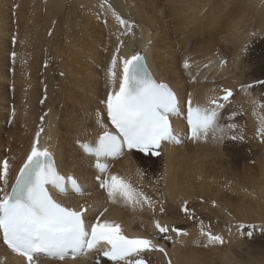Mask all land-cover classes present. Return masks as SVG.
<instances>
[{"label":"bare ground","instance_id":"bare-ground-1","mask_svg":"<svg viewBox=\"0 0 264 264\" xmlns=\"http://www.w3.org/2000/svg\"><path fill=\"white\" fill-rule=\"evenodd\" d=\"M42 1L29 0L27 4V0H19V8L12 15V11L0 6V26L12 22L17 27L16 37H9V41H16L14 63L27 61L25 71L16 68V77L19 79L20 73L24 77L28 70L32 75L29 78L43 79L42 87L37 81L33 83V79L27 81L28 77L22 82L21 88L24 85L29 88L25 101L20 98L25 107L23 129L6 143L5 154L0 152V162L4 159L9 165L7 183L0 178L3 189L0 196L7 193L24 154L38 138L39 147L54 152L59 170L73 174L83 184L86 198L74 205L87 203L91 210L107 207V221L122 224L130 236L145 237L153 233L157 221L186 230L187 236L171 235L173 242L165 253L150 254L149 263L264 264V227L254 224L260 221L264 224V145L252 143L258 138L264 143V0H229V3L228 0H167L172 5L168 13L174 18V27L182 33L184 27L190 28L191 34L185 41L180 35L171 37L172 32L165 27L164 12L153 6L157 5L156 0H45L41 4ZM96 14L100 21L106 20L105 14L115 16L116 21L109 28L113 29L109 30L113 37L106 34L105 26L95 21ZM121 20L125 23L121 24ZM1 27L0 35L7 39L10 34H4L5 30L1 33ZM177 38L180 40L175 44ZM186 41L194 44V52L179 58L187 48ZM44 47V52H50L45 61L47 69L42 67L44 73L37 79L35 74H39L44 64L41 59ZM195 51L200 52V57ZM136 52L143 53L155 76L170 84L181 102L190 94L200 105L218 95L220 87L240 89L231 108L221 117L234 114V118L218 123L214 137L213 131L206 143L168 147L157 160L131 153L115 164L113 171L117 175L144 188L148 202L144 211L138 210L134 201L128 203L118 195L103 198L92 182L90 160L76 147L78 142L93 139L100 132L95 112H104L100 101L118 83L120 59ZM243 53H247L246 73L241 66ZM222 60L233 65L229 74H226L229 64L225 68L219 66ZM110 69L115 73L114 79L109 76ZM60 73L65 74L63 79L59 78ZM191 78L195 83H189ZM43 95L46 98L39 107L35 101ZM6 111L8 114L9 108ZM241 115L244 117L231 121ZM5 119L0 115V120ZM235 125L239 127L231 132ZM176 126L180 129L181 122L177 121ZM229 137H234V141ZM244 148H258L252 152L255 154L252 165L247 164L252 158L237 151ZM183 149L187 151L179 154ZM184 158L188 160L183 163ZM183 208L194 209V218L201 224H187L181 215ZM126 211L138 225L126 221ZM206 234L221 237L223 243L212 242ZM1 256L4 259L0 264H22L0 244ZM63 264L92 263L85 259Z\"/></svg>","mask_w":264,"mask_h":264},{"label":"snow or ice","instance_id":"snow-or-ice-1","mask_svg":"<svg viewBox=\"0 0 264 264\" xmlns=\"http://www.w3.org/2000/svg\"><path fill=\"white\" fill-rule=\"evenodd\" d=\"M120 23L125 22L121 20ZM142 60V56L133 55L124 61L119 89L109 93L106 101L108 117L119 136L105 132L99 137L97 147L81 145L85 152L96 158L95 167L102 174L107 172L108 166L101 159L118 154L123 144L129 149H147L158 154L155 150L161 142L174 136L169 116L179 112L177 98L166 84L157 83L151 77ZM109 76L113 79L115 77L111 69ZM231 95V91L227 90L223 99L227 100ZM216 116L215 109L193 108L189 101L186 120L192 138L206 136L215 124ZM8 167V161L0 162V178L4 179L5 184ZM100 186L107 189L110 198L119 193L126 201L133 202L137 195L131 185L117 176L102 180ZM49 187L61 195L69 191L81 192L78 182L72 176L65 178L57 172L51 154L46 149L39 150L34 144L11 191L0 196V231L4 243L13 252L32 264L36 254L63 258L68 250H91L103 243L109 246L103 251V256L109 260L123 261L124 264H144L140 253L152 250L150 240L129 238L122 234L118 224L97 221L86 226L83 216L85 210L76 211L64 207L53 199ZM156 227L160 232L168 231L158 222ZM210 239L223 243L219 236H210Z\"/></svg>","mask_w":264,"mask_h":264},{"label":"rangeland","instance_id":"rangeland-1","mask_svg":"<svg viewBox=\"0 0 264 264\" xmlns=\"http://www.w3.org/2000/svg\"><path fill=\"white\" fill-rule=\"evenodd\" d=\"M6 1V0H5ZM5 1L4 0H0V6L1 7H4L5 9H7L8 11H12L11 12V15L12 14H14L15 12H16V9H18L19 7H18V5H19V0H8V1H6V3H5ZM44 1L45 0H43L42 1V3L41 4H43L44 3ZM181 2H183L184 0H180ZM193 0H187V2H192ZM213 1V0H212ZM13 2L16 4V5H14L13 4ZM228 3L230 2L229 0L227 1ZM29 3V0H27V4ZM156 3H157V5H153L152 3V5L154 6V8H158V7H160V10H162L163 12H164V17L165 18H167L166 20H165V22H166V25H165V27H167V29L169 30L170 29V31L172 32V38H174V37H176V35H180V39L182 40V41H185L186 40V38L191 34V31H190V28H188V27H184L185 29H184V33H182L181 32V30H178V27L176 26V27H174V23H172V21H174V18H171V17H169V13H168V11H169V9L171 8V6L172 5H169L168 3H167V0H156ZM45 4V3H44ZM0 7V9H2ZM18 11V10H17ZM6 12V11H5ZM105 16H106V20L104 19L103 21H100L99 19H100V16H98V18H96L97 17V14H96V16H95V21L97 22V23H99L100 25H103V26H105L106 27V34L107 33H109L110 34V36H112L113 37V35H114V33H110V31H112L113 29H109V28H111L112 26L110 25V23H115V21H116V18H115V16H113V15H108V14H105ZM125 21V20H124ZM162 21V20H161ZM8 24V23H7ZM4 24V25H1L0 27L2 28L1 29V33L3 32V30H5L4 31V34H10V35H8V40L6 39V38H4V40L2 39V37H1V35H0V109H2L3 110V108L5 109V110H3V111H0V115H1V117L2 116H4V118L6 117V119L5 120H0V152L1 153H3V154H5V152L7 151L6 149H7V147H8V144H6V143H8V142H10V141H12V138L13 137H16V134L18 135V133L19 134H21V132H22V125H21V123L23 122V119H22V113L24 114V109H25V107H24V103L22 104V102L23 101H25L24 100V97H26L27 96V91L29 90V88H28V85H24L23 86V88H21L22 87V82H24L25 83V78H27L28 77V79H27V81L28 80H31V79H33V83H34V81L36 82L37 81V83L40 85V84H43V79L41 78L40 80H36L34 77H30L29 78V76L31 75V73L27 70V72H25L26 74H25V76L24 77H22V74L20 73V78L18 79L17 77H16V72H17V69H19V71L20 70H23V71H25L26 70V68L27 67H25L26 65H27V61L24 59V60H22V62H17V64L19 65H17V64H15L14 63V59H15V57L13 56L14 55V48H15V39L13 40V39H11V41H9V37L10 36H12V37H16V32H17V27L15 26V23H10V24ZM7 25V26H6ZM11 27H13V28H11ZM180 28H181V25L179 26ZM117 28H119L118 27V25H117ZM12 29V30H11ZM52 30H53V28H51ZM51 29L50 30H48L49 32L51 31ZM7 30V31H6ZM15 30H16V32H15ZM110 30V31H109ZM189 30V31H188ZM124 30H123V27L121 26V32H123ZM48 32V35L46 36V38L47 39H49V37L51 36V33H49ZM126 34H128V31H127V33H123V36L124 37H127V35ZM196 36V35H195ZM182 37H183V39H182ZM195 38V37H194ZM180 39H178L177 38V41L175 42V44L180 40ZM106 41V40H105ZM4 42V43H3ZM188 42V43H187ZM3 43V44H2ZM186 43H187V48H186V50H185V52H184V50L182 51V53H181V56L179 57V58H182L184 55H186V54H188V53H192V52H194L193 50L195 49V47H194V44H192V43H190L189 41H186ZM185 43V44H186ZM8 45V46H7ZM12 46V47H11ZM118 47L119 46H117V49L114 51V54H117V51H118ZM6 48V49H5ZM104 50L102 51L103 52V55L105 56L106 54H107V50H106V46H105V44H104ZM178 48H179V46H178ZM177 48V49H178ZM183 48V47H182ZM9 49V50H8ZM44 49V50H43ZM42 50H41V59H43V61L42 62H44V64H42L41 65V71L39 72V74H35V77L38 79V78H40V76H42V74L44 73V70H43V68L44 69H47L46 68V63H45V61H46V57H48V55H49V51H46V52H44L45 50H46V47H44ZM191 49V50H190ZM4 50H6V52L4 51ZM12 50V51H11ZM99 51H101V48L99 47ZM184 52V53H183ZM245 52H246V50H245ZM200 53V52H199ZM199 53H197L196 51H195V55L196 56H199L200 54ZM215 54L217 53V52H214ZM247 54V53H246ZM246 54L245 53H243V55H244V60L242 59V61H241V66H242V71L243 72H247V70H248V68L245 66L244 67V64H245V56H246ZM7 55V56H6ZM6 57H8L7 58V60H5L6 59ZM193 57H194V55H193ZM200 57V56H199ZM217 57V56H216ZM3 58H5V59H3ZM16 59H17V57H16ZM218 59V58H217ZM200 60V59H199ZM8 61V62H7ZM104 61V60H103ZM218 61H219V59H218ZM225 61V60H224ZM42 62H40V63H42ZM58 62V61H57ZM226 62V61H225ZM243 62V63H242ZM59 63V62H58ZM4 64H6V66L4 65ZM229 64V63H228ZM227 63H225L224 64V66L226 65H228ZM17 65V66H16ZM232 64H229V66H227V69L229 70V71H227V73L226 74H229L230 73V71L231 70H233L234 69V67H233V65L231 66ZM5 66V67H4ZM12 66V67H11ZM225 66V67H226ZM241 66H240V68H241ZM9 67V68H8ZM43 67V68H42ZM224 67V68H225ZM232 67V68H231ZM17 68V69H16ZM21 68V69H20ZM246 68V69H245ZM5 70H6V72H5ZM38 70V69H37ZM185 70H186V68H185ZM245 70V71H244ZM14 72V73H13ZM245 72V73H246ZM15 74V75H14ZM32 74H34V71H33V73ZM41 74V75H40ZM3 75H5V76H3ZM32 76V75H31ZM64 76H65V74L64 73H60L59 74V78L61 77V79H63L64 78ZM11 78H14V79H11ZM23 78V79H22ZM3 79V80H2ZM5 80V81H4ZM15 80V81H14ZM19 82V83H18ZM17 84H19V85H17ZM17 87H16V86ZM41 87H42V85H40ZM16 89H15V88ZM26 87V88H25ZM242 87V86H241ZM243 87H244V85H243ZM242 87V88H243ZM20 89V90H19ZM244 89V88H243ZM4 90V91H3ZM240 89H238L237 88V92L239 93L240 91H239ZM22 92V93H21ZM38 92H39V89H38ZM44 92V90L42 91V93ZM241 92H243L242 90H241ZM41 93V92H40ZM16 94V95H15ZM46 96V95H45ZM41 97H43V96H41ZM20 98H23L22 99V102H21V99ZM46 98V97H45ZM37 99H38V97H37ZM6 100V101H5ZM44 101H45V99L43 100H39L37 103H36V101H35V104H37L39 107H42L43 106V104H44ZM20 102V103H19ZM34 104V105H35ZM41 105V106H40ZM21 107V108H20ZM6 108H9V109H12L13 111H14V113L12 114V113H8L7 114V111H6ZM16 108V109H15ZM12 110H11V112H12ZM2 112V113H1ZM12 114V115H11ZM11 116V117H10ZM15 116H17V117H15ZM40 121V123H41V119L39 120ZM36 126V125H35ZM35 126H32L33 128L35 127ZM256 137V136H255ZM229 140L230 141H234V139L233 138H230L229 137ZM258 141V142H257ZM257 141H255V140H253L252 141V143H257L258 145H260V146H263L264 145V143L262 142V143H260L261 142V139H259L258 138V140ZM224 145H226V143H224ZM258 150V148H244V149H241L240 151L239 150H237V149H235V150H237L239 153L241 152L242 154H244V155H247V158H252V159H249V162H247V159H246V162H247V164H253V162H255L254 161V158L253 157H255V154L254 155H252V152L254 153V151L255 150ZM183 151H187L186 149H183L182 151H180L179 152V154H181V155H183ZM246 151V152H245ZM258 155H259V157H261V152H260V149H259V153H258ZM1 157V156H0ZM188 159H185L184 158V160L182 161L183 163L184 162H186ZM253 167H255V166H253ZM196 203H199V201H197ZM201 203V202H200ZM145 204H139L138 206H135L138 210H141V211H144V208H145V206H144ZM143 209V210H142ZM126 212H128V211H126ZM126 215L128 214V213H125ZM181 215L183 216V217H185V219H186V223L187 224H190V225H195V224H201L199 221H197L194 217V215H196V211L193 209V210H188L187 209V211H185L184 210V208H183V210H182V212H181ZM201 217H204V214L203 215H201ZM189 218H190V220L191 221H188L189 220ZM130 218H128V219H126V221L128 220V221H130L129 220ZM134 224H135V221H134ZM254 224H256V225H258V226H263L264 227V224L260 221V222H254ZM136 225H138V222L136 223ZM141 228H145V226L144 225H141ZM252 229V228H251ZM258 230H260L259 228H258ZM264 232V228H263V231H262V233ZM212 241V240H211ZM213 242V241H212ZM221 245V244H220Z\"/></svg>","mask_w":264,"mask_h":264},{"label":"water","instance_id":"water-1","mask_svg":"<svg viewBox=\"0 0 264 264\" xmlns=\"http://www.w3.org/2000/svg\"><path fill=\"white\" fill-rule=\"evenodd\" d=\"M106 1H110V0H106Z\"/></svg>","mask_w":264,"mask_h":264}]
</instances>
